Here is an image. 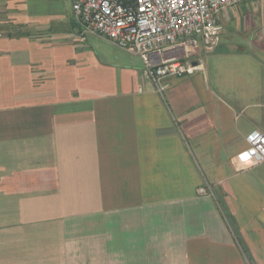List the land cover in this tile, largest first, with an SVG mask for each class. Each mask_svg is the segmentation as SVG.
I'll list each match as a JSON object with an SVG mask.
<instances>
[{
    "label": "crops",
    "instance_id": "1",
    "mask_svg": "<svg viewBox=\"0 0 264 264\" xmlns=\"http://www.w3.org/2000/svg\"><path fill=\"white\" fill-rule=\"evenodd\" d=\"M70 4L0 0V264H264L253 1L163 92L134 55L82 42Z\"/></svg>",
    "mask_w": 264,
    "mask_h": 264
},
{
    "label": "built area",
    "instance_id": "2",
    "mask_svg": "<svg viewBox=\"0 0 264 264\" xmlns=\"http://www.w3.org/2000/svg\"><path fill=\"white\" fill-rule=\"evenodd\" d=\"M244 0H71V17L82 42L100 37L137 56L144 77L159 92L165 80L194 74L202 68L195 57L210 53L220 42V17ZM245 158L264 164V134L246 139ZM199 196H213L199 187Z\"/></svg>",
    "mask_w": 264,
    "mask_h": 264
},
{
    "label": "rangeland",
    "instance_id": "3",
    "mask_svg": "<svg viewBox=\"0 0 264 264\" xmlns=\"http://www.w3.org/2000/svg\"><path fill=\"white\" fill-rule=\"evenodd\" d=\"M252 1L254 4L255 12L250 13V15L246 18H247V20H258L259 23H261V25H260L261 28H258L261 31L258 32L257 31L258 29L254 30L253 36L263 37L264 36V0H252ZM85 44L86 45L87 44L92 45L93 48L96 50V52L100 53V54L109 53L110 56H113L115 53L119 56L123 55V54H125V55L128 54V53L118 49L117 47H115L114 45H112L111 43H109L108 41H106L100 37H88L86 39ZM128 55H131V54H128ZM134 57L139 59L137 56H134Z\"/></svg>",
    "mask_w": 264,
    "mask_h": 264
},
{
    "label": "trees",
    "instance_id": "4",
    "mask_svg": "<svg viewBox=\"0 0 264 264\" xmlns=\"http://www.w3.org/2000/svg\"><path fill=\"white\" fill-rule=\"evenodd\" d=\"M18 36H23L24 35V33H19V34H17Z\"/></svg>",
    "mask_w": 264,
    "mask_h": 264
}]
</instances>
